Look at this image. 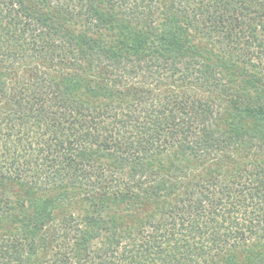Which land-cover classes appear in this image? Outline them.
<instances>
[{
    "label": "trees",
    "instance_id": "trees-1",
    "mask_svg": "<svg viewBox=\"0 0 264 264\" xmlns=\"http://www.w3.org/2000/svg\"><path fill=\"white\" fill-rule=\"evenodd\" d=\"M253 241L264 0H0V264L264 263Z\"/></svg>",
    "mask_w": 264,
    "mask_h": 264
},
{
    "label": "rangeland",
    "instance_id": "rangeland-1",
    "mask_svg": "<svg viewBox=\"0 0 264 264\" xmlns=\"http://www.w3.org/2000/svg\"><path fill=\"white\" fill-rule=\"evenodd\" d=\"M73 30H77L76 27H73ZM13 198H16L15 194H19V190L13 189V192L11 193ZM60 211L63 212H67V213H71L75 216H81L83 214V212L85 211V204L81 199H76L73 202H69V203H65L62 205ZM254 243H248L247 247H242L240 248V250L238 251V256L241 260H245L246 257H248L249 255L251 256H258L259 252L263 250L262 247H264V244L262 245H258L256 243V241H253ZM256 243V244H255ZM259 258H256V260H253L252 263L253 264H262L263 262H260V260H258ZM264 264V263H263Z\"/></svg>",
    "mask_w": 264,
    "mask_h": 264
}]
</instances>
